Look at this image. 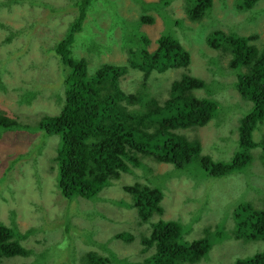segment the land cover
<instances>
[{"label":"trees","instance_id":"obj_1","mask_svg":"<svg viewBox=\"0 0 264 264\" xmlns=\"http://www.w3.org/2000/svg\"><path fill=\"white\" fill-rule=\"evenodd\" d=\"M108 1L111 3V0ZM134 1L138 4L140 12V17L134 19L139 22L138 30L145 34L141 35L140 39L137 35L134 37L139 45L136 48V44L123 41L124 31L122 32L121 45L129 53L124 65L103 63L92 71L86 57L76 53L77 45L85 42L84 38L80 41L77 38L83 34L86 22L90 20L89 10L94 0H71L66 8L48 6L45 15L30 26L29 31L52 16L73 12L64 38L58 39L53 45L46 44L44 59L36 65L45 67L50 61L54 63L57 68L56 78H50L45 73L47 81L41 80V85H38L41 92L45 89L43 85L48 86L58 103L62 104V98L65 97L64 102L58 114L44 116L32 130L42 132L43 141L47 136L59 137L57 155L53 158L58 170L56 186L69 203L76 198L97 200L100 193L123 173H134V169H140L146 174L151 173L150 167L143 162L144 158H151L158 163L172 164L177 174L184 173L197 161L209 176L207 189H202V204L211 206L213 203L214 210L219 208L218 201L216 198H210L207 191L214 194L213 185L216 180L244 171L251 159L250 150L259 145L253 139V133L264 121V48L259 50L253 43L259 35L252 33L253 31L249 32L251 35L240 34L241 31L239 33L231 26L232 19L229 14L232 8L228 9L226 1L220 0L228 17L227 26L213 30L208 38L212 49L224 50L230 56L228 63L222 66L217 56L209 57V60L218 63L210 69L213 74L209 79L184 72L177 80L172 81L168 98L161 102L152 96L147 83L154 72L163 73L169 69L190 65L191 54L174 31L188 26L184 25L183 19L175 18L174 11L170 10L174 0ZM184 1L185 12L191 21L208 19V24L217 22L215 0ZM30 2L32 5L36 4L33 0ZM236 2V11L252 14L246 17V23L255 22L253 12L260 0ZM5 5L6 2H0V7ZM110 9L116 11L114 4ZM154 14L159 15L163 24V28L155 37L144 28L157 24ZM112 17L117 19L112 26L119 25L117 21L122 25L124 20L128 19L117 13L112 14ZM0 27L4 25L0 24ZM18 32H25L27 35L29 33L26 28H21ZM88 37L89 46L84 50L94 57H100V54L104 56L116 42V39L110 38V47L107 46L109 50L103 52L105 46L97 44L94 34ZM80 48H83L82 45L78 49ZM27 50L28 48L23 47L14 53V58L22 56ZM131 70L142 72L143 84L138 90L127 93L121 87V80ZM216 78L224 80L218 81ZM226 79L231 81V87L242 99L249 101L250 105L240 111L242 116L238 118L239 134L236 135L235 141L238 137L239 150L233 154L230 162H221L215 161L208 154H202L203 145L198 138L188 139L180 131L203 127L213 117H219L220 124L226 107L228 106L229 110L235 108L222 99ZM198 90H203L200 96L197 94ZM29 96L34 95L28 94L27 97ZM22 127L14 119L0 115V135L6 131H18ZM229 139L231 138L228 137ZM42 146L41 144V148ZM16 160L14 159L13 163ZM170 176V173L166 172L145 179L146 183L134 182L124 186V190L132 198V206L137 210L140 224H150V232L141 234L140 243L144 250L154 246L156 251L143 263H134L109 254L105 257L93 255V264H193L210 259V250L219 243L216 240L233 238L246 242H264V208L257 209L251 203H241L230 211L233 221L231 236L226 231L225 220L224 223L221 222L223 217L219 219L215 230L206 227L201 237L192 241H185V225L181 222L169 219L151 221L154 215L162 218L164 209L161 202ZM118 203L131 207V203ZM198 218L199 216H195V221ZM65 221L70 223L68 217H65ZM64 229L67 232H64L65 240L57 248L71 242L67 228ZM30 232L22 234L14 222L8 226L0 221V264L5 258L29 257L32 254V250L22 243ZM115 238L125 242L135 239L130 231L125 230L116 233ZM48 254L41 252L33 260L34 264H43ZM231 264H264V250L256 251L249 257H238Z\"/></svg>","mask_w":264,"mask_h":264},{"label":"rangeland","instance_id":"obj_2","mask_svg":"<svg viewBox=\"0 0 264 264\" xmlns=\"http://www.w3.org/2000/svg\"><path fill=\"white\" fill-rule=\"evenodd\" d=\"M33 1L36 2L35 5H32L30 0H0L6 2L5 6L0 7V24L4 25L0 27V115L10 117L23 126L18 131H6L0 135V221L8 226L14 222L22 234L31 231L22 243L32 250L29 257L5 258L2 264H34L33 260L41 252L51 254L46 255L43 264L53 262L93 264V255L105 257L109 254L134 263H143L154 253L153 248L144 250L140 243L141 234L150 232V224H140L137 210L132 206V198L124 190V186L134 182L146 183L145 179L166 172L171 176L167 187L164 188L165 195L161 202L164 212L162 218L154 215L151 221L169 219L181 222L185 225V241L200 238L206 227L215 230L221 217H223L221 222L224 223L225 220L226 231L231 236L233 221L230 211L241 203H251L257 209L264 208V121L253 133V139L259 145L250 150L251 159L244 171L216 180L213 185L214 194L207 191L210 198H216L219 208L213 210V203L211 206L202 204V189L203 187L207 189L209 176L197 161H194L184 173L177 174L172 164L158 163L151 158L143 159L150 167L151 173L146 174L140 169H134V173H123L119 179L114 180L112 185L100 193L97 200L76 198L68 203L56 186L58 170L53 158L57 155L59 137L47 136L43 141L42 132L32 129L44 116L58 114L64 102L65 97L62 98V104L58 103L48 86L43 85L45 89L42 92L39 87L41 80L47 81L45 73L50 78H56L57 68L54 63L50 61L45 67L36 65L44 59L46 44L53 45L58 39L64 38L73 12L52 16L29 30L36 20L45 15L46 7L66 8L71 0ZM225 1L228 9L232 8L229 14L232 19L231 26L239 33L241 31L240 34L259 35L253 43L259 50L264 48V0H260L255 7L253 12L255 22L252 23H246L245 20L247 16L252 15L251 13L236 11L237 0ZM113 4L116 11L110 9ZM184 7V0H174L170 10L174 11L175 18L183 19L184 25L188 26L174 31L191 54L190 65L152 74L147 86L152 96L161 102L168 98L172 81L177 80L182 73L209 79L213 74L210 69L218 64L209 60V57L217 56L222 66L230 59L224 50L212 49L208 38L213 30L227 26L228 17L222 9L221 1L215 0L218 12L215 24L206 23L208 19L203 20L204 22L191 21ZM89 11L90 20L86 22L83 34L77 38L78 41L84 38L85 42L77 45L78 48L81 45L83 48H76V53L86 57L92 71L103 63L126 64L129 53L121 45L122 32L124 31L123 41L136 44V48L139 45L134 37L137 35L140 39V36L145 34L138 30L139 22L134 19L140 17L136 1L111 0L109 3L108 0H94ZM114 13L128 18L124 20L123 26L119 21H117L119 25L112 26L114 20H117L112 17ZM154 15L157 24L144 27L153 37L163 28L159 15ZM21 28H26L28 35L25 32L19 33L18 30ZM251 31L253 32L249 33ZM90 34H94L99 46H105L103 52L109 50L107 46L110 47V38L116 39V42L104 56L100 54V57H94L84 50L89 46ZM153 46L155 48V45ZM23 47L28 50L22 56L14 58V53ZM218 79L216 78L218 81L224 80ZM142 84L143 75L139 70H131L121 80V87L127 93L138 90ZM224 85L226 88L222 99L235 108L229 110L228 106L226 107L220 124H218L220 118L215 117L203 127L180 133L188 139L198 138L203 145L202 154L210 155L215 161L230 162L233 154L239 150L238 137L236 141L235 137L239 134L238 118L242 116L240 111L250 103L236 93L231 87V81L226 79ZM202 92L203 90H198V96ZM28 94L34 96L27 97ZM228 137L231 139L228 140ZM14 159L17 160L13 163ZM119 201L131 203V207L121 206ZM195 216H199L197 221L194 219ZM65 217L70 219V223L65 221ZM64 227L68 230L71 242L66 241L67 245L57 248L65 240ZM124 230L134 235L135 239L132 242L115 238L116 233ZM216 241L219 243L210 250V259L193 264H231L238 257H249L256 251L264 250L263 241L246 242L233 238Z\"/></svg>","mask_w":264,"mask_h":264},{"label":"clouds","instance_id":"obj_3","mask_svg":"<svg viewBox=\"0 0 264 264\" xmlns=\"http://www.w3.org/2000/svg\"><path fill=\"white\" fill-rule=\"evenodd\" d=\"M213 118H215V117H213ZM69 203V202H68ZM151 248H153L154 249V251H156V249H155V247L153 246V247H151Z\"/></svg>","mask_w":264,"mask_h":264}]
</instances>
